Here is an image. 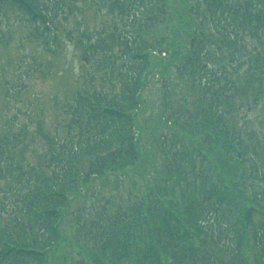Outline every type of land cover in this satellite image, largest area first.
I'll return each mask as SVG.
<instances>
[{"label":"trees","instance_id":"16d2710c","mask_svg":"<svg viewBox=\"0 0 264 264\" xmlns=\"http://www.w3.org/2000/svg\"><path fill=\"white\" fill-rule=\"evenodd\" d=\"M96 2L108 21L85 36L82 55L109 87L76 93L53 135L30 117L0 135V264L64 260L71 204L133 169L143 188L124 204L72 219L86 245L74 264H264V129L242 122L258 111L264 128V0ZM65 5L0 0V16L21 14L47 44ZM167 61L194 99L168 115L174 141H155L164 174L145 181L141 92ZM164 85L173 99L174 83Z\"/></svg>","mask_w":264,"mask_h":264},{"label":"rangeland","instance_id":"374dc122","mask_svg":"<svg viewBox=\"0 0 264 264\" xmlns=\"http://www.w3.org/2000/svg\"><path fill=\"white\" fill-rule=\"evenodd\" d=\"M65 4L57 30L47 44L32 35L34 26L21 14L8 11L0 16V135L17 131L29 117L36 122L40 120L45 130L53 135L63 118V105L71 102L76 93L101 83L109 87L106 76L98 74L92 78V61L82 55L85 36L99 31L101 24L107 23V15L101 13V5L96 0H65ZM167 66L156 67L141 92L137 135L143 160L139 170L147 176L145 181L159 180L164 174L162 150L155 141H174L168 115L181 105L183 96L194 99L188 85L175 75L173 65ZM168 81H172L175 88L173 99L166 100L163 96L168 87L164 83L168 85ZM257 112L244 114L242 122L248 120V128L264 129L259 123L262 115ZM29 129L34 131L35 123ZM38 144L35 143L34 149L27 154L32 163L42 145ZM138 173V169H133L123 182L110 179L111 182L97 184L94 196L88 191L71 204L62 224L66 239L59 244L56 253L64 260L56 261L55 258L51 264H74L83 258V248L78 245H86L77 237L72 219L80 211L83 216L91 217L104 206L114 209L124 204L128 192L143 188L144 180L137 176Z\"/></svg>","mask_w":264,"mask_h":264}]
</instances>
